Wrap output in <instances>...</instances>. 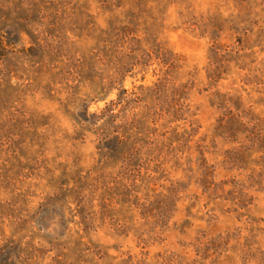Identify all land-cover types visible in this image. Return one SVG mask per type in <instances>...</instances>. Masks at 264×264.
Masks as SVG:
<instances>
[{"label": "rangeland", "instance_id": "1", "mask_svg": "<svg viewBox=\"0 0 264 264\" xmlns=\"http://www.w3.org/2000/svg\"><path fill=\"white\" fill-rule=\"evenodd\" d=\"M0 264H264V0H0Z\"/></svg>", "mask_w": 264, "mask_h": 264}]
</instances>
